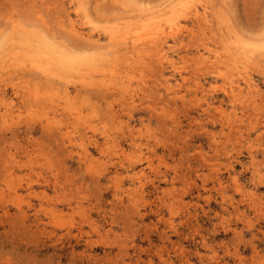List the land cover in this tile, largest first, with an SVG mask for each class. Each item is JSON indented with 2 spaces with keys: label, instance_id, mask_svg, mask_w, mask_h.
Listing matches in <instances>:
<instances>
[{
  "label": "rangeland",
  "instance_id": "obj_1",
  "mask_svg": "<svg viewBox=\"0 0 264 264\" xmlns=\"http://www.w3.org/2000/svg\"><path fill=\"white\" fill-rule=\"evenodd\" d=\"M13 1L0 0V19L3 23L0 22V25L4 28L2 29L0 26V32L1 30L6 31L12 19L13 21H17V19L19 20L20 18L18 22L26 26V22L21 21H27L29 19L27 23H31L35 19H33L35 15L38 16L39 22L35 19L32 26L30 24L28 25L35 31L39 26L36 27L35 24H41L38 30L44 31V34L49 37L47 38L51 40H53V34L59 37L63 35L62 33L66 32V29L55 23L56 18H63L67 12L74 13V8H76V5L70 0ZM46 1L49 2L48 4L50 5H47ZM97 1L98 5L103 2L102 7L104 8L105 14L102 10L100 11L105 15H102L103 19L100 18L101 13L99 14L95 11L97 9L100 10V8L102 9L101 6L96 4ZM100 1L86 0V2L84 1V7L89 19L93 20V22L95 20V23L97 20L98 24H95V26L102 34V43L100 42V44L102 45L106 42L107 45L109 40L103 32L106 28L104 25V27L101 26L102 24H99L100 22L105 24L104 20H107L108 23L112 24L110 20L113 22L115 21V23L110 26L108 24L109 27L107 28H111V26H115L117 23L115 20V18H117L116 16L120 17L121 15L126 16L123 17L127 18L129 20L128 22H134L139 19L141 15L146 16L148 14V11H146L144 15L142 14L145 6H150L148 9L145 7L146 10H149V8L153 6V10H149L150 13L156 10L159 11V9L164 10L166 5H168V9L165 11H169L173 2L175 1L174 3H176V1L178 2L179 0H170L172 3L169 1L167 4L164 2L165 0H124L126 5L121 4V2V5L119 2H112L113 6L110 4L112 0H106V2L103 0ZM107 1H109V3ZM207 1L208 0H204L203 2L209 6L211 5L210 9H213L209 11L210 13H214L212 15L210 14V18L212 17V19H209L210 21L212 20L210 22L211 28L207 24L208 26H204L198 30L197 25L199 24L196 23L197 25L195 24L194 26L193 21L190 20L187 25H191L190 28H194L195 30L197 36V38H195V40H197L196 43L188 36L189 33H187L183 36L187 41L183 42V44L187 43V45L184 46L181 43L178 47H175L177 51L174 55L180 62L183 61V59H181L183 56H187L188 58V66L183 70L185 76L176 73L170 67L164 70V74H166L165 77L169 74L167 77L172 78L174 83H180V92L177 96H174V94L169 95L168 92L163 89V85H161V81L159 80L160 75H158L159 73L161 74L159 66L155 64L154 67L156 66V68H154L153 64H151L152 60H147V65L145 62L138 64V68L140 69L139 73L144 75L145 81L141 82L140 79L134 80L133 85H135V87L132 86L130 89L136 90L140 94L137 102L134 103L130 100L125 90L128 84H125L126 86L121 84V87L113 89L112 91L106 90V87L100 85H97V88H93L94 86H91L92 88L89 86L85 88L83 84L81 86V79L87 81L90 79L89 81L93 82V79L96 78L97 81L98 79L101 81V79L110 78L112 74L110 71L113 69L110 67L114 66L112 64L115 59L109 62V67L107 64V66L103 63L102 65L100 63L101 61L97 60L95 62L97 65H94L95 67L93 68L91 67L93 70L87 69L86 71L85 69V72L83 69L79 70V72L82 71V73L80 72L81 74L89 73L91 76H94L95 78L93 79L91 76H89V78L88 75L85 74L76 75L78 74L76 71L74 74L72 73L73 75L69 73L70 77H68L70 81H68V78H65L67 81L65 79H61L63 81L59 79V81L52 78L54 84H51V78L49 80L36 73L33 75V72H27L25 75L21 74L19 79L17 78L14 82V85L12 82H10V84L0 83L3 87L2 89L0 86L2 90L0 91V95H4L6 92V98L8 99L3 100L6 102V105L3 103L2 99H0V108H2L4 112L8 109V113L11 111L12 114L8 116L9 120L7 125H9L10 128H8L7 125L4 124L3 119L0 118V203L3 199L2 206L0 205V264H264V114L260 115L262 112L264 113V110L262 111V109H264V51L262 53L260 48L264 45V36L261 37L264 35V0H211L212 2L209 0L210 3H207ZM50 2H53V4L51 5ZM132 2H134V4L135 2L142 3H137L141 5V7L138 5L137 8H135ZM213 2H216V4L218 3L217 6L220 8L218 9ZM89 4H91L89 8H93V11L98 13V16H96L97 13L95 14L89 9L91 11L89 12L91 14L93 13L92 16H96L93 19L91 18L92 16L88 14L87 7L90 6ZM115 4L116 7L120 6V8H122V6H124L127 7V9L123 8L124 11L123 14H121L122 11L114 7ZM34 5H38L36 6L38 7L36 8L38 9L36 12L34 11L36 10L34 9ZM92 5L96 8L98 6L99 8L96 9L92 7ZM47 6L49 7L47 8ZM113 8L114 10L116 9L115 12H118L117 10L121 12L119 14L115 13ZM134 8L136 11H139L135 13ZM125 10H127V12H125ZM32 11H34L35 14ZM124 12L127 15L124 14ZM128 12H132V15L129 13V16ZM8 13L13 16L10 14V16H7ZM41 13L45 19L46 17H51L46 20H49L48 22L50 23L52 33L49 30V26H46L49 25L48 23L46 25L40 23L39 17ZM110 13L111 16H108ZM113 13L117 15L114 16ZM217 13L221 15L218 16ZM56 14L57 16L54 20L53 16ZM28 15L30 18L32 17L33 20L26 17ZM7 17L11 18L9 19ZM105 17H108L109 20L104 19ZM112 18H114V20ZM124 18L122 19L121 17L122 21H127V19ZM5 19L11 22L8 20L5 22ZM219 19H222L221 23L223 24L221 29L222 33L220 32V34H223L222 38L221 35L218 36V31H220L218 27H221V23L219 22V26L215 27ZM223 20L231 23L230 25H232L233 31L230 25H228V22L226 23L224 21V23ZM122 21L120 20V23ZM52 24H56L57 26ZM30 26H27V29L33 31ZM45 26L48 30L43 28ZM55 26L59 27L56 30L58 33L61 32V34L59 33L60 35L57 34L56 30L55 32L52 31L55 29ZM61 28L63 31H59V29L62 30ZM204 28L206 32H204ZM9 29L10 27L7 29V32ZM200 30H202V33ZM225 30L228 32L231 30L237 37H234L232 32L229 34ZM211 32L217 35L214 36ZM203 33L207 34L204 35ZM236 33L240 35L239 38ZM57 36L55 37L57 42H61L58 44L64 45L65 42V48L68 47L69 49L70 47V50H76L74 47H78L79 49L80 44H83V47H87L91 43L85 41L86 44L83 40L77 39L79 45L76 46L72 43L74 39L76 40L75 37H72L74 39L70 41L71 38L69 39V37L71 36L66 34L65 36L59 37L58 41ZM66 36L69 37L66 38ZM215 37H220L222 40ZM224 37L227 39H225L226 41ZM61 38H64L63 41ZM231 38L233 42L236 39L239 43L240 40L237 39H242L241 45H248L247 49H245L246 53L244 49L238 48V46L234 44L236 41L231 45V42H229ZM249 38L254 42L257 41L260 43H255L256 45L254 46L256 47L258 45L257 48L252 46L254 43H252ZM206 39L208 41H206ZM209 39H213L214 41L212 40V42L214 43ZM79 40L82 42L79 43ZM220 40L222 44L223 42L225 44L229 43L232 46L230 47L232 48L231 50L235 47L236 49L233 50L234 53L231 52L230 48L229 51L228 48L226 50V48H224L226 45H222ZM244 40L245 42H243ZM67 41L68 43L66 44ZM76 41L74 44H77ZM199 42H204L207 49L212 45L213 49L210 48L211 46L209 47L210 49H208L209 51L211 50L210 52L203 49L205 46L200 47L202 51L206 52L207 56L209 54L213 56V54L217 53L221 58H226L225 63L229 60L227 61V65L230 67L225 68V66L222 65V67L218 68L213 63L209 65L210 62H207L208 64L206 63L205 65L206 69L202 67V70H198L197 64L193 63L194 61L190 59L193 55H196V48L197 45L200 44ZM216 43L218 44L216 45ZM180 46H182V48H180ZM249 46L253 47L258 60L263 59L262 61H258L256 56L253 57V50ZM71 47H73V49ZM221 49H224V51ZM241 49L244 53L241 52ZM78 51H80V49ZM225 51L231 53V55H228L232 58L233 56L235 58L237 57V60L244 58L246 60L245 63L244 59L241 61L242 63L240 61H234L225 54ZM258 51L261 53L260 56ZM239 53L247 56L250 54V57H248L251 58V60L245 56H237L236 54ZM188 54L192 55L190 56ZM227 56L230 59H227ZM239 56H241V59ZM106 57L108 58V56ZM110 58L113 57H109L108 60H110ZM124 58L125 57L122 59L120 58L122 62L119 60L120 64L123 65L118 64V68H116L118 72L125 74V70H127V73L137 75L136 71H134L136 68L134 61L131 62ZM221 58L220 60H223ZM254 58L256 59L254 60ZM102 60H104V62L108 61L105 58ZM115 61L116 63L114 64L117 66V60ZM249 61L252 62L250 63ZM190 62L193 65L190 64ZM232 62L233 64L231 65L230 63ZM242 64L244 67H242ZM245 64H248L246 65L247 67ZM249 64L255 67H250ZM100 65H102V67ZM181 65H184V62H182ZM191 65L195 70H193ZM96 66L101 73L97 72L93 74L94 69L96 70ZM103 67L105 70L107 67L111 70L108 71L107 69V71H105ZM239 67L241 70L238 69ZM257 69L261 70L259 71ZM229 70L232 71L230 72ZM60 71L62 70H59V72ZM200 71L205 73L200 74ZM220 71H222L224 76L219 73ZM238 72L243 74V77L250 74L251 78H253L255 83L259 86L258 91H251L246 88V78L243 79L242 75ZM62 73L64 74L63 71ZM236 73H238L237 76L240 77L241 75V77L236 78L232 76V74L235 76ZM157 75L158 77H156ZM218 75H222V77ZM63 76H65V74ZM226 76L231 79H226ZM112 77L116 78L111 75V79H113ZM74 78H76L74 82H71ZM197 79H201L204 84L203 89L198 90L196 86ZM55 80L57 81L55 82ZM31 81L33 83H31ZM37 82L38 84H36ZM49 82L51 86L53 85L54 87L55 85L54 88L56 91H54L53 87H50ZM63 82H65L66 88L64 87L63 90H61L57 85L60 83L64 85ZM66 82H69V85H71L67 87L68 84ZM43 83L44 85L47 84L45 88ZM158 83H160V85ZM238 83H241L242 86L237 91L235 89L239 88ZM3 84H5L6 87ZM16 84H18V86L13 87ZM220 84H222L223 87L225 86L224 89L227 90V93ZM28 86L29 89L43 94L41 96L42 98H40L42 100V107L37 104L40 99H33V97L30 96L26 98L24 95L25 91L28 90ZM17 88L21 89L16 92L15 90ZM67 88L72 92L70 97L74 100L72 99V101H70L69 98L67 103L65 99H63L65 101L60 99V103H57L58 100L56 98H58V96H55L54 93L64 95V91ZM57 90H59V92ZM105 91H108V94ZM42 92L45 94L48 92V96L44 95ZM82 92H86L85 94L88 93L89 96L87 94V97ZM123 93H125L124 96ZM73 95H75V97H73ZM77 95H80V98ZM81 95L85 96L83 97ZM125 95L127 98H125ZM163 95L166 96V98H163L167 100L162 98ZM189 95H191L192 98ZM178 96L179 98H177ZM21 97H23L25 101ZM30 98L31 102L34 101L33 103L30 102ZM124 98L125 102L123 101ZM161 99L163 101H161ZM249 100H251V102H249ZM170 101L172 103H170ZM173 101L174 103L176 102L174 104L175 107L173 106L174 108L170 105H173ZM44 102L46 105L50 104L51 107H48L49 105L45 107ZM109 103L110 105L113 103V105L109 106ZM197 103L198 107L196 108L195 106H197ZM210 103L212 104L211 106H209ZM31 104L33 107H36L34 111L31 110ZM61 104L66 107L64 108ZM166 104L168 105L166 106ZM214 104L217 105L214 106ZM70 105L73 108H69ZM57 106L59 109H57ZM217 106L223 107L227 114L225 113L226 115L224 116L221 115L219 111L215 109ZM107 107L110 108L107 109ZM244 108L246 110L248 108V110L246 111ZM62 109L64 111L66 110V113ZM161 109L162 111H159ZM165 109H167L169 113L168 111L166 112ZM67 110L71 113L69 114V118L65 116L68 114ZM70 110H74L73 112L76 111L75 115ZM251 111L257 113L254 112L255 114H253ZM35 112H38L36 114H39L40 118L38 115L37 119L35 118L36 114H32ZM43 112L44 115L42 116ZM77 112L78 115L79 113L81 114V118L78 117ZM98 112H100L101 115ZM162 112L165 117H162ZM112 113L115 114L112 115ZM257 114H259L262 119H257ZM228 115L231 116L229 117ZM87 116V124L85 122V124L82 123L86 121ZM248 116L251 117L249 118ZM66 117L71 121L67 122L68 120H66ZM177 117L181 120L176 119ZM231 117L235 119L234 121L236 123L230 119ZM239 117L242 118L239 119ZM76 118L79 119L78 122L81 123V126L84 127L85 125L86 134L90 133L88 136L82 134L83 132L80 131L83 127L79 124V126H76L75 122L72 121V119L77 121ZM112 118L113 122L111 120ZM51 120H53L55 126L53 122H50ZM227 120L229 123L228 125L226 124ZM45 121L50 125L46 127L47 124ZM90 121L93 123L91 124ZM165 121L167 122L165 123ZM180 121L181 123H179ZM232 121L234 125L236 124L235 126ZM171 122H173V124ZM69 123H71V125ZM106 124H108L110 130L107 129ZM86 125H88V127L90 126L92 130ZM1 126H4V128ZM48 127L51 128L48 129ZM65 127L70 129H66ZM78 127H81V129ZM233 127L235 128L232 129ZM58 130L63 132V138L61 135L62 132L59 133ZM76 130L78 132H76ZM226 130L230 132L233 130L234 134ZM109 131L111 133H109ZM175 131L178 133V136ZM66 132H71V135L73 137L75 136L74 143L71 144L65 139L67 138V136H65ZM226 132L227 135L225 134ZM81 134L85 135L86 138L84 137L85 139H83ZM228 134H233V137L237 135L240 140H238L239 143L237 139V142L235 140L232 141L233 137L228 136ZM224 136L228 137L225 139ZM80 137L82 140H80ZM234 138H236V136ZM234 143L236 144L234 145ZM81 144L82 146H80ZM121 146L125 147L127 150L126 155H120ZM230 146L234 149H231ZM220 147H222L221 151L219 150ZM86 149H88L87 157L85 154ZM224 149H226V151ZM235 149L238 150L235 151ZM229 150L233 151L231 152ZM229 152L230 154H228ZM202 156L206 158L203 159ZM211 157L212 160L210 159ZM209 159L211 160L210 162ZM133 161L135 162L133 163ZM229 161H231V164ZM7 165L9 169L6 167ZM85 166L87 168H85ZM254 168L260 171V173L262 172L263 175L259 173V176H254ZM88 170H90L91 173ZM93 170L96 174L93 173ZM142 170L146 175L142 179H137L139 176L137 177L136 175H141L140 173ZM13 184L17 186V189ZM133 187L137 189H133ZM174 188L178 190L175 189L176 191H174ZM182 188L186 191H183ZM9 189L12 191L11 193H14V196L9 192ZM179 189H181L182 192ZM172 190L176 197L171 194ZM5 191L10 194H7ZM177 194L181 196H177ZM3 195L4 197L2 198ZM6 195L9 198V200H7L8 202H6ZM8 195H12L13 197H9ZM16 196H18V201H16ZM21 198L23 199L21 200ZM174 198H177L175 201L178 202L179 206L177 203H174ZM20 200L21 202L19 203ZM230 201L231 204H229ZM172 205L175 206V208ZM176 205L179 208H176ZM170 207L174 208V210H171ZM24 212L27 217H24ZM234 213H236L237 216ZM248 217H250V223H248Z\"/></svg>",
  "mask_w": 264,
  "mask_h": 264
},
{
  "label": "bare ground",
  "instance_id": "obj_2",
  "mask_svg": "<svg viewBox=\"0 0 264 264\" xmlns=\"http://www.w3.org/2000/svg\"><path fill=\"white\" fill-rule=\"evenodd\" d=\"M13 1V0H12ZM19 1H21V0H19ZM50 1V0H49ZM70 1H72V3L73 4H75L76 5V8H74L75 9V12L74 13H72V12H67V10H66V12L68 13H66V15L62 18V17H60V19L58 20L57 18H56V21H55V23H57V25L58 26H60V27H62V28H64V29H66L65 31V33H62L63 35L62 36H65L66 34L67 35H69V36H71V37H69V39L71 38V40L70 41H73L72 39H74V38H72V37H75L76 38V40L77 39H80V40H83V42H85V41H87V43L89 42H91L87 47L85 46V47H83V44H80V46H79V49H80V51H78L79 49H78V47H74L73 45H79L78 44V40L76 41L75 39H74V42H72L73 43V45H71V46H73L76 50H70V47H69V49H68V47L67 48H65L66 46H65V42H64V45H59L58 43H61L60 41H59V37H62V36H57V35H55V34H53L54 35V37H53V40H51V39H48L49 37L47 36V35H45L44 34V31H41V30H38L39 29V26H41V24H35L36 25V27L38 26V29L36 28V30L34 31V29L31 27L32 26V23L35 21V19H37L38 20V16H35L34 14H35V12L38 10V9H36V8H38V7H36V6H38V5H34V9H36V10H34V9H32V10H34V11H32V12H34V17H33V19H32V17L30 18L29 17V15L28 16H26V17H28V18H30V19H32L33 20V22H31V23H27V21L29 22V19L27 20V21H21V22H26L25 24H26V26H24L23 24H20L18 21H20V18H19V20L17 19V21H13V19H12V22L10 21V20H8V21H10L11 22V24H9L8 26L10 27V29H9V31L7 32V29L9 28H7L6 29V31L4 30V31H2L1 30V34H0V83L2 84V83H7V84H10V82H12L13 83V85L15 84L14 82L16 81V79L18 78L19 79V77H20V75L21 74H23V75H25V74H27V72H33L32 74L34 75V73H36V74H38V75H40V76H42V77H44V78H47V79H49L50 80V78H51V84H54V81L52 82V78H54V79H57V80H61V79H65V78H68V81H70V76H69V73H70V75L73 73L74 74V72H76V73H78V74H76V75H84L85 73V69H86V71H87V69H92L93 67H95L94 65H97V64H95V62L97 61V60H100L101 62V64L103 63V64H105V66H107L108 64H109V62L111 61V60H113V59H115V60H117V66H115V64L114 63H116V61L114 60L113 62V64L112 65H114V66H112V67H110V68H113L111 71L108 69V67H109V65H108V67H107V69H108V71H110V73H112L111 75L112 76H114V77H116V78H113V79H111V75H110V78H108V79H105L104 78V80H102L101 78V81L98 79V81L96 80V79H93V78H95L94 76H91L89 73L88 74H85V75H88V77L89 76H91V78L95 81H93V82H90L89 80L90 79H88V81L87 80H85V79H81L80 81H81V86H82V84L85 86V88L87 87V86H89V87H91V86H94L93 88H97V85L99 86H104V87H106V90H113V89H118L119 87H121L122 85H125V84H128L127 85V87L125 88V90H126V92H127V94H128V96L130 97V100H132V102L134 103V102H137V99H138V97H140V94L138 93V91H136V90H132V89H130V88H132V86L133 87H135V85H133V83H134V80H136V79H140L141 80V82H144L145 81V78H144V75H142V73H139V71H140V69L138 68V64L140 63H144L145 62V64L147 65V60H152L151 61V64H153V67H154V65L156 64L157 66H159V69H160V72H161V74L159 73V72H157V73H159L158 75H160V78H159V80L161 81V85H163V89L166 91V92H168V94L169 95H171V94H174V96H177L178 94H179V92H180V90H179V85H180V83L179 82H177V83H174L173 82V79L172 78H170V77H167V76H169V74L165 77V75L166 74H164V70L167 68V67H170V68H172L176 73H180V75H184L183 74V70L188 66L187 65V62H188V58H187V56H183L181 59H183V61L182 62H184V65H181L182 64V62H180L176 57H175V55H174V53L177 51L176 49H175V47H178V45L179 44H183V42H185L186 41V38H183V36L185 35V34H187V33H189V37L190 38H192L193 39V41L196 43V41L197 40H195V38H197V36H196V34H195V30H194V28H190V26H188L187 24H188V22L190 21V20H192L193 21V25L195 26V24L196 23H198L199 25H197L198 27H197V29L199 30L200 28H203L204 26H210V22L212 21H210L209 19H212V17L210 18V14L212 15V14H214V13H210V11L209 10H212L213 8H211L210 9V6L208 5V4H204L205 2H203L204 0H179L178 2L176 1V3H174L173 2V4H174V6H173V4H172V7L170 8V10L169 11H165L166 9H168V5H166L165 7L166 8H164V10H161V9H159V11L158 10H156V11H153L152 13H150L149 12V10L150 11H152L153 9V6H152V8H149V10H146V9H148V7H150V6H148V7H146L145 6V4H144V6L146 7V9H145V7H144V11H143V15L146 13V11H148V14L145 16H140L139 17V19H137L136 21H134V22H128L129 20L127 19V18H124V17H126V16H122L121 14H123V8H126L127 9V7H124V6H122V8H120V6H117L116 7V4L114 5V7H116V8H119L120 10H117L118 12H115V10H114V8H113V10H114V12L115 13H120L121 12V16L120 17H118V16H116V15H114V13H113V15L114 16H116L117 18H115V20L117 21V23L115 24V26H111V28H107V27H109L110 25H112L113 23H115V21L113 22L112 20H110L111 22H112V24H110V23H108L107 22V20H104L105 21V24H103L102 22H100L99 24H102L101 26H105V28L106 29H104L103 30V32L105 33V36H106V38H108V40H109V42H108V44L106 45V42L105 43H103L102 45L100 44V42H101V36H102V34L97 30L98 28L95 26V24H98L97 23V20H96V23H95V20H94V22H93V20H91V19H89V17H88V15L86 14V12H85V7H84V4H85V2H86V0H70ZM85 1V2H84ZM100 1V0H99ZM102 1V0H101ZM100 1V2H101ZM103 1H105L106 2V0H103ZM111 1V0H110ZM133 1V0H132ZM170 0H165L164 2H166V4H167V2H169ZM211 1V0H210ZM214 1V0H213ZM220 1V0H219ZM14 2V1H13ZM13 2H12V4H13ZM47 2V1H46ZM91 2V1H90ZM96 2V1H95ZM99 2V3H100ZM108 3H109V1H107ZM112 2H114V3H117V2H119V4H120V2H121V4H124V5H126L125 4V1L124 0H112L111 1V3L110 4H112ZM171 3H172V1H170ZM209 2V0L207 1V3ZM212 2V1H211ZM217 2V1H216ZM216 2L214 3V4H216ZM15 3H17V2H15ZM19 3V2H18ZM35 3V2H34ZM45 3V2H44ZM49 2H47V5H50V4H48ZM51 3V2H50ZM56 3V2H55ZM64 3V2H63ZM103 3V2H102ZM102 3H100L99 5H98V1H97V5L98 6H101L102 7ZM133 4H134V2H132ZM137 3H139V4H142V3H140V2H135V8H137V6L139 5V4H137ZM210 3V2H209ZM223 3V2H222ZM53 4V2L51 3V5ZM71 4V3H70ZM95 4V3H94ZM95 4V5H96ZM118 4V5H119ZM120 4V5H121ZM137 4V5H136ZM169 4V3H168ZM218 4V3H217ZM217 4L215 5V6H217ZM46 5V4H45ZM45 5H42V6H45ZM90 6H86L87 8H88V14H89V16H92L93 15V13H101L100 11L102 10V12H104V8L102 7V9L100 8V10L99 9H97V8H99L98 6H97V8L95 7V6H93L92 5V7H95L97 10H95V11H97V12H95V11H93V8L91 9V8H89V7H91V4H89ZM162 5H163V3H162ZM220 5V4H219ZM33 6V5H32ZM112 6H113V4H112ZM158 6V5H157ZM213 6V5H212ZM223 6V5H222ZM41 7V6H40ZM39 7V8H40ZM49 6H47V8H48ZM132 7V6H131ZM139 7H141V5H139ZM32 8V7H31ZM64 8H66V7H64ZM134 8V9H135ZM160 8V7H159ZM214 8H216V7H214ZM217 8L219 9L220 7H218L217 6ZM216 8V9H217ZM41 9V8H40ZM68 9V8H67ZM71 9V8H70ZM70 9H69V11H70ZM92 10V14L90 13L91 11L90 10ZM131 9V8H130ZM139 9V8H138ZM152 9V10H151ZM43 10H44V8H43ZM99 10V11H98ZM132 10V9H131ZM155 10V9H154ZM221 10H224V9H221ZM15 11V10H14ZM40 11V10H39ZM38 11V12H39ZM90 11V12H89ZM129 11V10H128ZM139 11V10H138ZM138 11H136V9H135V13L136 12H138ZM41 12V11H40ZM39 12V13H40ZM113 12V11H112ZM125 12H127V10H125ZM124 12V14H126ZM215 12H217V11H215ZM225 12H227V11H225ZM11 13V12H10ZM10 13H8V15L7 16H10L11 14ZM45 13V12H44ZM98 13L96 14V16H98ZM130 12H128V15L130 16V14L132 13H130ZM150 13V14H149ZM219 13V12H218ZM217 13V15L218 16H220L221 14H218ZM10 14V15H9ZM47 14V13H46ZM46 14H45V16H46ZM58 14H60V13H58ZM65 14V13H64ZM91 14V15H90ZM104 14H105V12H104ZM228 14V13H227ZM31 15V14H30ZM40 15V14H39ZM103 13H101L100 14V18H102L103 16H105V15H103ZM107 15V14H106ZM112 15V16H113ZM127 15V14H126ZM132 15V14H131ZM217 15H215L216 17H218ZM3 16V15H2ZM11 16H13V15H11ZM15 16V15H14ZM17 16H18V14H17ZM22 16V15H21ZM32 16V15H31ZM48 16V15H47ZM53 16V15H52ZM57 16V14L56 15H54L53 17H54V20H55V17ZM95 16V17H96ZM108 16H111V13L108 15ZM128 16V17H129ZM139 16V15H138ZM215 16H213V17H215ZM20 17V16H19ZM25 17V18H26ZM37 17V18H36ZM95 17H91L92 19L93 18H95ZM121 17H122V19L124 18V19H127V21H125V20H123L122 21V19H121ZM2 18V17H1ZM7 18H9V17H7ZM11 18V17H10ZM9 18V19H10ZM18 18V17H17ZM40 18V23H42V24H44V25H46L47 23L49 24V25H46L47 27L49 26V30H50V32H51V29H50V23L48 22L49 20H46L48 17H46V19L44 18V16H43V14L41 13V16L39 17ZM51 17H49L48 19H50ZM221 18H224V17H221ZM226 18V17H225ZM22 19H24V18H22ZM53 19V18H52ZM103 19V18H102ZM101 19V20H102ZM104 19H108V17H105ZM113 20H114V18H112ZM131 19H132V17H131ZM214 19V18H213ZM217 19V18H216ZM231 19V18H230ZM6 19H5V22L7 21ZM100 20V21H101ZM109 20V19H108ZM120 20L122 21L121 23H120ZM215 20V19H214ZM3 21V20H2ZM99 21V20H98ZM103 21V20H102ZM109 21V22H110ZM225 20H223V22H224ZM0 22H1V19H0ZM9 22V23H10ZM37 22H39V20L37 21ZM219 22L221 23L222 22V19H219V21H218V23H217V25H215V27L216 26H219L218 24H219ZM226 22V21H225ZM224 22V23H225ZM228 22V25H230L231 23H229V21H227ZM226 22V23H227ZM2 23V22H1ZM213 23V22H212ZM3 24V23H2ZM5 24V23H4ZM8 24V23H7ZM6 24V25H7ZM28 24H30V25H28ZM108 24H109V26H108ZM208 24V25H207ZM52 25H56V24H52ZM56 25V26H57ZM222 23H221V27H218L219 29H220V31H218L219 32V34H218V36L219 35H221V38L223 37L222 35L223 34H220V32L222 31L221 29H222ZM226 25V24H225ZM1 26V25H0ZM27 26H30L32 29H33V31L31 30V31H29L28 29H27ZM43 27V28H45V29H47V27ZM55 26V29L54 28H52V29H54V30H52V31H54L55 32V30L56 29H58L59 27H56ZM103 26V27H104ZM232 25H230V27H231ZM29 27V28H30ZM54 27V26H53ZM226 27H227V25H226ZM1 28L2 29H4L2 26H1ZM61 28V29H62ZM210 28H211V26H210ZM228 28V27H227ZM40 29H41V27H40ZM219 29H217V30H219ZM44 30V29H43ZM48 30V29H47ZM100 30V29H99ZM203 30V29H202ZM202 30H200L201 31V33H202ZM204 30H205V28H204ZM203 30V31H204ZM231 30L233 31V29H232V27H231ZM231 30H229V32L227 31V30H225V31H227L229 34H230V32H232ZM57 31V30H56ZM59 31H63V29L62 30H60L59 29ZM204 32H206V30L204 31ZM214 32H216V31H214ZM49 33V32H48ZM52 33V32H51ZM51 33H49L50 35H52ZM60 34H61V32H59ZM58 33V31H57V34L58 35H60ZM212 33V35H214L213 34V32H211ZM222 33V32H221ZM233 33V32H232ZM204 34V33H203ZM207 33H205L204 35H206ZM226 34V33H225ZM234 34V33H233ZM237 34V33H236ZM52 35V36H53ZM217 35V34H216ZM216 35H214V36H216ZM238 35V34H237ZM58 37V41L59 42H57V39L55 38V37ZM199 36V35H198ZM213 36V37H214ZM236 35L234 34V37H235ZM264 35H262L261 37H263ZM48 37V38H47ZM67 36H66V38H68ZM200 37V36H199ZM226 37V36H225ZM224 37V40L227 38H225ZM237 37V36H236ZM240 37V35H238V38ZM206 38V37H205ZM204 38V39H205ZM215 38H217V37H215ZM218 38H220V37H218ZM217 38V39H218ZM220 38V39H221ZM257 38V37H256ZM259 38V37H258ZM264 38V37H263ZM64 39V38H63ZM63 39L61 38V40L63 41ZM191 39V40H192ZM199 39V38H198ZM214 39V38H213ZM212 39V40H213ZM79 40V41H80ZM202 40V39H201ZM210 40V39H209ZM212 40H210L211 42H212ZM222 40V39H221ZM221 40H220V42H221ZM227 40V39H226ZM225 40V41H226ZM237 40H240V43L239 42H237L236 41V39H235V41H236V43H234L233 42V40H232V38H231V41H229V42H231V45H232V43H234V44H236L237 46H238V48H242V49H244V52H245V49H247V46L246 45H241V40L242 39H237ZM249 40H251L250 38H249ZM261 40H262V38H261ZM65 41V40H64ZM75 41L77 42V44H74L75 43ZM206 41H208L207 39H206ZM214 41V40H213ZM252 41V40H251ZM251 41H250V43H251ZM82 41H80L79 43H81ZM187 42V41H186ZM191 42V41H190ZM202 42V41H201ZM228 42V41H227ZM226 42V43H227ZM243 42H245V40L243 41ZM257 42V41H256ZM256 42H254V41H252V43H254V44H252V46H254V45H256V44H260V43H256ZM68 43V41L66 42V44ZM86 43V42H85ZM86 43V44H87ZM102 43V42H101ZM192 43V42H191ZM200 43V42H199ZM212 43H214V42H212ZM219 43V42H218ZM218 43H216V45L218 44ZM239 43V44H238ZM256 43V44H255ZM262 43V42H261ZM85 44V45H86ZM221 44H222V42H221ZM223 44L224 45H226V46H228V47H226V46H224V48H226V50H227V48H228V51H229V48L230 47H232L229 43L228 44H225L224 42H223ZM222 44V45H223ZM233 44V45H234ZM246 44V43H245ZM184 46L185 45H187V43L186 44H183ZM192 45V44H191ZM209 45V44H208ZM215 45V44H214ZM216 45H215V48H216ZM251 45V44H250ZM64 46V47H63ZM68 46V45H67ZM82 46V47H81ZM204 47L205 46V48H203V49H206V50H208V49H210V48H212L213 49V47H212V45H210L209 47H208V49H207V47H206V45H205V43L203 42V43H200V44H198L197 45V52H196V55L194 56L193 55V57L190 59V60H193L194 62L193 63H196L197 64V68H198V70H202V67L203 68H205L206 66V63L207 62H210L209 63V65H211V63H213L214 65H216L218 68H220V67H222V65H224L225 66V68L226 67H230V66H228L227 65V61H229V60H227L226 61V63H225V60H226V58H221L220 57V55L219 54H217V53H215V54H213V56H210V54L207 56L206 55V52L205 51H202L201 50V48L200 47ZM73 47H71L72 49H73ZM186 47H188V46H186ZM191 47V46H190ZM194 47V46H193ZM249 47H251V46H249ZM255 47V46H254ZM258 47V45L255 47V48H257ZM180 48H182V46H180ZM252 48V50H253V47H251ZM261 51H262V53H263V51H264V45H262L261 47ZM186 49V48H185ZM217 49V48H216ZM218 49H220V48H218ZM232 48H230V50H231ZM236 48L235 47H233V50H235ZM241 49V50H242ZM221 50H223L224 51V49H221ZM233 50H231V52H233ZM240 50V51H241ZM209 51V50H208ZM211 51V50H210ZM209 51V52H210ZM214 51H215V49H214ZM217 51V50H216ZM220 51V50H219ZM218 51V52H219ZM238 51V50H237ZM239 51V52H240ZM249 51V50H248ZM89 52H90V54H89ZM242 53H244L243 52V50L241 51ZM186 53V52H185ZM234 53V52H233ZM238 53V52H237ZM246 53V52H245ZM254 53V54H253ZM258 53H259V56L261 55V53L258 51ZM87 54V55H86ZM89 54V55H88ZM223 54V53H222ZM225 54H229V55H231V53H227L226 51H225ZM249 54V53H248ZM256 54V52L253 50V52H252V55H253V57H255L256 56V58H257V54ZM182 55V54H181ZM188 55H192V54H188ZM228 55V56H229ZM237 56L238 55H241V56H245L246 58H249L250 56V54L247 56V55H243V54H236ZM106 56H108V58L109 57H113V58H110V60H108V58L106 57ZM189 56V57H190ZM228 56H227V59H230V58H228ZM233 56V55H232ZM241 56H239V58L241 59ZM123 57H125L124 59H126V60H128V61H131V62H133L134 61V63H135V65H136V68L134 69V71H136V73H137V75H135V74H130V73H127V70H125L126 71V73L125 74H123L122 72L120 73V72H118V70L116 69V68H118V64L119 65H123V64H120V58L122 59ZM224 57H225V55H224ZM229 57H231V56H229ZM107 59L108 61H106V62H104V60H102V59ZM220 58L221 59H223V60H220ZM232 58V57H231ZM237 58V57H236ZM234 56H233V60L234 61H242L243 59H241V60H237ZM256 58H254V60L256 59ZM250 60H251V58H249ZM120 60V61H119ZM125 60V61H126ZM233 60H231V61H233ZM254 60H253V62H254ZM257 60H258V58H257ZM256 60V61H257ZM260 60V59H259ZM258 60V61H259ZM263 60V59H262ZM262 60H260V61H262ZM103 61V62H102ZM222 61V62H221ZM230 61V62H231ZM245 59H244V63H245ZM108 62V63H107ZM119 62V63H118ZM122 62V61H121ZM250 62V61H249ZM252 62V61H251ZM250 62V63H251ZM126 63V62H125ZM124 63V64H125ZM242 63V62H241ZM243 63V64H244ZM255 63V62H254ZM102 64V65H103ZM107 64V65H106ZM111 64V63H110ZM190 64H192L191 62H190ZM196 64H195V66H196ZM208 64V63H207ZM220 64V65H219ZM231 65L233 64V62L232 63H230ZM229 64V65H230ZM240 64V63H239ZM242 64V65H243ZM258 64L260 65V63L258 62ZM102 65H100L101 67H102ZM145 65V66H146ZM193 65V64H192ZM191 65V66H192ZM202 65H204V66H202ZM246 65H248V64H245V66ZM250 65V67H255L254 65L253 66H251V64H249ZM262 65V64H261ZM134 66V65H133ZM223 66V67H224ZM264 66V65H263ZM92 67V68H91ZM100 67V68H101ZM193 67V66H192ZM208 67V66H207ZM242 67H244V65L242 66ZM247 67V66H246ZM154 68H156V66L154 67ZM196 68V69H197ZM234 68V67H233ZM233 68H231V69H233ZM258 68H262V67H258ZM84 70V74H81L82 73V71H80L79 72V70ZM103 69H104V67H103ZM107 69L105 70V71H107ZM124 69V68H123ZM206 69V68H205ZM208 69V68H207ZM211 69V68H210ZM239 70H241V68L239 67L238 68ZM249 69V68H248ZM59 70H62L63 72H64V74H65V76H63L64 74L62 73V71H60L59 72ZM93 70V69H92ZM98 70V71H97ZM119 70H120V68H119ZM191 70V69H190ZM193 70H195L194 69V67H193ZM235 70V69H234ZM238 70V71H239ZM246 70V69H245ZM250 70V69H249ZM257 70H259V69H257ZM261 70V69H260ZM259 70V71H260ZM96 71V72H95ZM104 71V72H105ZM129 71V70H128ZM153 71H154V69H153ZM211 71V70H210ZM230 71V70H229ZM232 71V70H231ZM230 71V72H231ZM237 71V70H236ZM247 71V70H246ZM245 71V72H246ZM256 71V70H255ZM254 71V72H255ZM258 71V72H259ZM97 72H99V69L97 68V66H96V70L94 69V71H93V74H95V73H97ZM196 72V71H195ZM252 72V71H251ZM87 73V72H86ZM99 73H101V72H99ZM147 73V72H146ZM205 72H201L200 71V74H204ZM219 73H221L222 74V71H220ZM225 73V72H224ZM234 73V72H233ZM239 73V72H238ZM238 73H236V75L234 76V74H232V76L233 77H238V78H240L241 77V75H242V78L244 79V78H246V81H245V84H246V88H248V89H250L251 91H258V89H259V86H258V84H256L255 83V81L253 80V78H251V76H250V74L249 75H247V76H244L243 77V74H241V73H239V74H241L240 75V77L239 76H237L238 75ZM243 73V72H242ZM249 73V72H248ZM72 74V75H73ZM139 74H140V77H139ZM145 74V73H144ZM208 74V73H207ZM214 74V73H213ZM216 74V73H215ZM247 74V73H246ZM67 75V76H66ZM109 75V74H108ZM107 75V76H108ZM158 75L156 76V77H158ZM187 75V74H186ZM217 75V74H216ZM223 75V74H222ZM222 75H218V76H221L222 77ZM36 76V75H35ZM69 76V77H68ZM185 76V75H184ZM188 76V75H187ZM224 76V75H223ZM227 76H229V75H227ZM226 76V79L227 78H229V77H227ZM25 77V76H24ZM33 77V76H32ZM37 77V76H36ZM76 77V76H75ZM85 77V76H84ZM98 77H100V76H98ZM25 78H27V77H25ZM71 78H73V77H71ZM79 78V77H78ZM80 78H81V76H80ZM79 78V79H80ZM90 78V77H89ZM150 78V77H149ZM185 78H187V77H185ZM41 79V78H40ZM53 79V80H54ZM76 78H74L73 79V81H71V82H74V80H75ZM192 79H194V78H192ZM229 79H231V78H229ZM38 80V79H37ZM44 80V79H43ZM42 80V81H43ZM57 80H55V82L57 81ZM59 80V81H60ZM66 81H67V79H65ZM64 80V81H65ZM72 80V79H71ZM78 80V79H77ZM76 80V81H77ZM138 80H137V82H138ZM186 80V79H185ZM184 80V81H185ZM195 80V79H194ZM194 80H193V82H194ZM45 81V80H44ZM61 81H63V80H61ZM101 83H100V82ZM154 81V80H153ZM228 81H230V80H228ZM50 82H49V85H50V87H53V85L51 86V84H50ZM98 82V83H97ZM128 82V83H127ZM233 82V81H232ZM17 83V82H16ZM31 83H33L32 81H31ZM64 83V85H65V82H63ZM68 85H67V87L68 86H70L69 85V82H66ZM218 83V82H217ZM230 83V82H229ZM237 83V82H236ZM0 84V86L2 87V85ZM5 84H3L4 86H5ZM25 84H26V82H25ZM36 84H38V82L36 83ZM122 84V85H121ZM154 84V83H153ZM159 85H160V83H158ZM20 85V84H19ZM40 85V84H39ZM39 85H37V86H39ZM43 85H44V83H43ZM47 85V84H46ZM46 85H44V88H45V86ZM64 85H62V83H60V84H58L57 85V87L59 86V88L61 89V90H63V88L65 87L66 88V85L64 86ZM215 85H216V83H215ZM227 85V84H226ZM231 85V84H230ZM12 86V85H11ZM18 86V84H16L15 86H13V87H17ZM63 86V87H62ZM80 86V87H81ZM126 86V85H125ZM137 86V85H136ZM156 86V85H155ZM197 87H198V90L199 89H203L204 88V84L202 83V81H201V79H197V85H196ZM209 86V85H208ZM214 86V85H213ZM212 86V87H213ZM220 86H222V88L224 89L225 88V86L223 87V85L222 84H220ZM235 86H236V84H235ZM242 86V84L241 83H238V89L236 88L235 90H239L240 89V87ZM6 87V86H5ZM4 87V88H5ZM21 87V86H20ZM54 87H55V85H54ZM53 87V88H54ZM88 87V88H89ZM160 87V86H159ZM195 87V86H194ZM193 87V88H194ZM218 87V86H217ZM231 87V86H230ZM22 88V87H21ZM21 88H17L15 91L17 92V90H19V89H21ZM83 88V87H82ZM92 88V87H91ZM99 88V87H98ZM191 88V87H190ZM222 88H221V90H222ZM2 89H3V87H2ZM137 89V88H136ZM149 89H151V88H149ZM209 89V88H208ZM24 90V89H23ZM22 90V91H23ZM100 90H101V87H100ZM102 90H104V89H102ZM191 90V89H190ZM189 90V91H190ZM210 90V89H209ZM0 91H2L1 89H0ZM5 91V90H4ZM54 91H56L55 90V88H54ZM58 92H59V90H57ZM124 91V90H123ZM224 91H226V93H227V90L226 89H224ZM262 91V90H261ZM24 92V91H23ZM65 94L64 95H61V94H58V93H54L55 94V96H58V98H56L57 100H58V102H57V100H56V102L57 103H60L59 101H60V99H65L66 101H67V103H68V99L70 100V101H72V97H70L71 96V94H72V92L71 91H69V88H67L65 91ZM106 92V91H105ZM108 92V91H107ZM106 92V93H107ZM118 92V91H117ZM184 92V91H183ZM196 92H197V90H196ZM2 93H4V92H2ZM42 93H44V92H42ZM83 93V92H82ZM81 93V94H82ZM86 93V92H85ZM85 93H83V94H85ZM158 93V92H157ZM88 94V93H87ZM87 94H85L86 96H87ZM108 94V93H107ZM124 94L125 93H123V96H124ZM168 94H167V96H168ZM204 94V93H203ZM238 94V93H237ZM236 94V95H237ZM2 95V96H1ZM0 96L2 97H0V99H2V101L4 100V99H6V100H8L7 98H6V92H5V94L3 95V94H1ZM23 95V94H22ZM24 95L26 96V98H27V96H30V97H33V99H40V98H42L41 96L43 95V94H41V92L39 93L38 91L36 92V91H34V90H32V89H29V86H28V90L27 91H25V93H24ZM44 95H47L48 96V92H46V94L44 93ZM84 95V96H85ZM165 95V94H164ZM162 96V98L163 97H165L166 98V96ZM46 96V97H47ZM77 96H79V98H80V95H77ZM81 96H83V95H81ZM83 96V97H84ZM88 96H89V94H88ZM87 96V97H88ZM153 96V95H152ZM189 96H191V95H189ZM254 96V95H253ZM259 96V95H258ZM24 97V96H23ZM23 97H21L22 99H23ZM50 97V96H49ZM52 97V96H51ZM73 97H75V95H73ZM118 97V96H117ZM122 98V97H121ZM125 98H127L126 97V95H125ZM125 98H124V102H125ZM165 98H163L164 100H167V99H165ZM177 98H179V96L177 97ZM191 98H192V96H191ZM24 99H25V97H24ZM23 99V100H24ZM82 99V98H81ZM85 99V98H84ZM129 99V98H128ZM174 99V98H173ZM172 99V100H173ZM182 99V98H181ZM197 99V98H196ZM195 99V100H196ZM220 99V98H219ZM250 99V98H249ZM27 100V99H26ZM45 100H46V98H45ZM48 100H49V98H48ZM65 100H63V101H65ZM74 100V99H73ZM129 100V101H130ZM141 100V99H140ZM189 100V99H188ZM194 100V101H195ZM251 100H252V98H251ZM251 100H249V102H251ZM25 101V100H24ZM33 101V100H32ZM41 99L39 100V102H37V100H36V102H37V104H39V106L40 107H42L41 106ZM50 101V100H49ZM48 101V102H49ZM69 101V102H70ZM161 101H163L162 99H161ZM175 101V100H174ZM174 101H173V105L172 104H170L172 107L174 106V104L176 103H174ZM201 101V100H200ZM254 101V100H253ZM263 101V100H262ZM30 102H31V98H30ZM34 102V101H33ZM33 102H31V103H33ZM90 102V101H89ZM120 102V101H119ZM145 102V101H144ZM190 102V101H189ZM195 102H197V101H195ZM228 102V101H227ZM3 103L6 105V102L5 101H3ZM27 103V102H26ZM45 103V102H44ZM51 103V102H50ZM86 103V102H85ZM161 103V102H160ZM163 103V102H162ZM170 103H172L171 101H170ZM181 103H184V102H181ZM28 104V103H27ZM65 104V103H64ZM71 104V103H70ZM112 105H113V103H111ZM125 104V103H124ZM185 104V103H184ZM183 104V105H184ZM187 104V103H186ZM192 104V103H191ZM44 105V104H43ZM49 105V106H48ZM61 105H63V104H61ZM87 105V104H86ZM112 105H110V103H109V106H112ZM133 105V104H132ZM168 104H166V106H167ZM182 105V106H183ZM212 104L210 103L209 104V106H211ZM217 105V104H216ZM215 104H214V106H216ZM262 105V104H261ZM29 106V105H28ZM37 106V105H36ZM46 106H48V107H51L50 106V104H47L46 105V103H45V107ZM54 106H55V104H54ZM58 106H60V105H58ZM57 106V107H58ZM64 106V105H63ZM68 106H69V104H68ZM136 106V105H135ZM185 106V105H184ZM195 106V105H194ZM35 107V106H34ZM33 106H32V104H31V110H35L36 109V107L34 108ZM60 107H62V106H60ZM66 106H64V108H65ZM91 107V106H90ZM95 107V106H94ZM93 107V108H94ZM133 107V106H132ZM169 107V106H168ZM175 107V106H174ZM173 107V108H174ZM179 107V106H178ZM191 107V106H190ZM196 108L198 107V103H197V106H195ZM255 107V106H254ZM257 107V106H256ZM259 107V106H258ZM32 108H34V109H32ZM69 108H73V107H71V105H70V107ZM110 108V107H109ZM108 107H107V109H109ZM186 108V107H185ZM193 108V107H192ZM246 108V107H245ZM244 108V109H245ZM249 108V107H248ZM248 108H247V110H248ZM57 109H59V107L57 108ZM76 109V108H75ZM78 109V108H77ZM169 109V108H168ZM179 109V108H178ZM193 109H195V108H193ZM216 110H218L219 111V113L221 114V115H226L227 113H226V111H225V109L223 108V107H216L215 108ZM253 109V108H252ZM37 110H38V108H37ZM55 110V109H54ZM53 110V111H54ZM63 110V109H62ZM91 110H92V108H91ZM97 110V109H96ZM95 110V111H96ZM174 110V109H173ZM173 110H172V112H173ZM216 110H214V111H216ZM246 110V109H245ZM244 110V111H245ZM246 110V111H247ZM255 110H256V108H255ZM264 109H262V111H263ZM46 111V110H45ZM44 111V112H45ZM53 111H51V112H53ZM64 111V110H63ZM66 111V110H65ZM64 111V112H65ZM71 112H73L74 110H70ZM78 111V110H77ZM98 111V110H97ZM159 111H162V109L161 110H159ZM164 111V110H163ZM165 111L167 112L168 110L167 109H165ZM164 111V112H165ZM197 111H199V110H197ZM207 111V110H206ZM230 111V110H229ZM4 111H3V109L2 108H0V118L1 119H3V121H4V124H6L7 125V123H8V116L9 115H12L11 114V111H10V113H8V109H6L5 110V112L3 113ZM40 112V111H39ZM44 112L42 113V116L44 115ZM62 112V111H61ZM63 112V113H64ZM67 112H68V110H67ZM79 112V111H78ZM78 112H77V115H78ZM112 112H113V110H112ZM201 112V111H200ZM213 112V111H212ZM211 112V113H212ZM235 112V111H234ZM252 112V111H251ZM255 111H253L252 113L253 114H255V113H257V112H255ZM261 112V111H260ZM36 113H38V112H35V113H32V114H36ZM66 113V112H65ZM74 113V115H75V113H76V111L75 112H73ZM72 113V114H73ZM98 113H100V112H98ZM109 113V112H108ZM155 113V112H154ZM168 113H169V111H168ZM174 113H176V112H174ZM226 113V114H225ZM250 113V112H249ZM51 114V113H50ZM69 114H71L70 112H68V114L67 115H65V116H68V118H69ZM82 114H83V112H82ZM91 114V113H90ZM115 114V113H114ZM113 113H112V115H114ZM164 113L162 112V114L161 115H163ZM177 114H178V112H177ZM213 114V113H212ZM246 114V113H245ZM260 114V113H259ZM259 114H257L258 116V118L257 119H262V117H260L259 116ZM264 113L262 112V114H260V115H263ZM37 115H38V117H39V114H36V117L35 116H33V117H35L36 119H37ZM94 115H97V114H94ZM100 115H101V113H100ZM166 115H167V113H166ZM206 115V114H205ZM51 116V115H50ZM72 116V115H71ZM92 116V115H91ZM98 116V115H97ZM129 116V115H128ZM172 116H174V115H172ZM177 116V115H176ZM229 116V115H228ZM231 116V115H230ZM229 116V117H230ZM255 116V115H254ZM62 117V116H61ZM78 117L79 118H81L82 116H81V114L79 113V115H78ZM114 117V116H113ZM162 117H165V115H163ZM175 117V116H174ZM173 117V118H174ZM212 117V116H211ZM218 117V116H217ZM229 117H227V118H229ZM238 117V116H237ZM244 117V116H243ZM249 117V116H248ZM251 117V116H250ZM249 117V118H250ZM260 117V118H259ZM40 118V117H39ZM67 117H66V120H68L67 122H69V121H71V120H69ZM72 118V117H71ZM83 118H84V116H83ZM220 118V117H219ZM240 118H242V117H239V119ZM248 118V119H249ZM46 119V118H45ZM58 119V118H57ZM73 119H74V117H73ZM72 119V121L73 122H75V124H76V126H79L81 123L80 122H78L79 121V119H77V121H74ZM85 119H86V117H85ZM91 119V118H90ZM175 119V118H174ZM176 119H179V120H181L180 118H176ZM203 119V118H202ZM208 119V118H207ZM230 119H232L233 121L235 120L234 118H230ZM239 119H237V120H239ZM256 119V118H255ZM264 119V118H263ZM35 120V119H34ZM47 120V119H46ZM84 120V119H83ZM112 120V122H113V118L111 119ZM164 120V119H163ZM167 120V119H166ZM250 120H252V119H250ZM38 121V120H37ZM82 121V120H81ZM87 121H88V116H87V119H86V121H83L82 123H86L87 124ZM168 121V120H167ZM167 121H165V123L167 122ZM233 121H232V123H233ZM255 121V120H254ZM257 121V120H256ZM48 122V121H47ZM50 122H53V120H51ZM76 122H78V123H76ZM230 122V121H229ZM235 122V121H234ZM253 122V121H252ZM252 122H250V123H252ZM263 122V121H262ZM45 123H46V121H45ZM49 123V122H48ZM57 123V122H56ZM61 123V122H60ZM84 123V124H85ZM90 123L92 124L93 122L92 121H90ZM144 123V122H143ZM172 124H173V122H171ZM179 123H181V121L179 122ZM236 123V122H235ZM47 124V123H46ZM45 124V125H46ZM70 125H71V123H69ZM73 124V123H72ZM75 124H74V126H75ZM79 124V125H78ZM83 124V125H84ZM227 125L229 124L228 123V120H227V123H226ZM230 124H231V122H230ZM241 124V123H240ZM259 124V123H258ZM5 125V126H6ZM50 124H47L46 125V127L47 126H49ZM53 125H54V122H53ZM52 125V126H53ZM65 125V124H64ZM107 126V129H109L110 130V128H108V124H106ZM198 125H199V123H198ZM233 125H234V123H233ZM232 125V126H233ZM236 125V124H235ZM234 125V126H235ZM253 125V124H252ZM256 125H257V123H256ZM255 125V126H256ZM55 126V125H54ZM57 126H58V123H57ZM81 126V125H80ZM87 127H88V125H86ZM101 126H104V125H101ZM231 126V125H230ZM230 126H228V127H230ZM2 128H4V126H1ZM7 127L8 128H10L9 127V125H7ZM59 127H60V125H59ZM81 127H83V126H81ZM81 127H78V128H80L81 129ZM84 127H85V125H84ZM83 127V128H84ZM86 127V128H87ZM90 127V126H89ZM88 127V128H89ZM95 127V126H94ZM97 127V126H96ZM113 127V126H112ZM136 127V126H135ZM141 127V126H140ZM174 127V126H173ZM51 128V127H50ZM49 127H48V129H50ZM55 128V127H54ZM58 128V127H57ZM66 128V127H65ZM68 128V127H67ZM66 128V129H67ZM75 128H77V127H75ZM83 128L80 130V131H82L83 133L82 134H86V132H85V128H84V130H83ZM87 128V129H88ZM91 128V127H90ZM119 128V127H118ZM235 127H233L232 129H234ZM5 129H7V128H5ZM59 129V128H58ZM68 129H70V128H68ZM72 129V128H71ZM106 129V130H107ZM114 129V128H113ZM117 129V128H116ZM138 129V128H137ZM145 129V128H144ZM78 130V129H77ZM76 130V132H78ZM91 130H92V128H91ZM166 130V129H165ZM170 130V129H169ZM231 130V129H230ZM59 131V130H58ZM72 131H73V129H72ZM179 131V130H178ZM177 131V132H178ZM207 131V130H206ZM227 131V130H226ZM62 132V131H61ZM60 131H59V133H61ZM64 132H65V130H64ZM85 132V133H84ZM143 132V131H142ZM168 132V131H167ZM171 132V131H170ZM216 132V131H215ZM221 132H222V130H221ZM225 132V131H224ZM227 132H229V133H231V132H233V130L230 132V131H227ZM227 132L225 133L226 135H227ZM95 133V132H94ZM97 133V132H96ZM109 133H111L110 131H109ZM145 133V132H144ZM149 133V132H148ZM174 133V132H173ZM175 133H176V131H175ZM214 133V132H213ZM237 133V132H236ZM246 133V132H245ZM244 133V134H245ZM81 134V135H82ZM90 133H88V134H86L87 136L89 135ZM91 134H92V132H91ZM233 134H234V132H233ZM233 134L232 135H229L228 134V136H232L233 137ZM62 138H63V132H62ZM75 135V134H74ZM79 135H80V133H79ZM134 135V134H133ZM176 135L178 136V133H176ZM181 135V134H180ZM207 135H209V134H207ZM211 135V134H210ZM246 135H247V133H246ZM261 135V134H260ZM65 136H67V138H65V139H67L68 140V142H70L71 144L72 143H74V141H75V136L73 137L72 135H71V132H66V134H65ZM131 136V135H130ZM228 136H224L225 137V139H226V137H228ZM236 136V138H234ZM233 138H232V141L233 140H235L236 141V139H237V141L239 140L238 139V137H237V135H235ZM85 137V135H82V138L83 139H85L84 138ZM94 137V136H93ZM243 137V136H242ZM245 137H247V136H245ZM252 137V136H251ZM82 138L80 137V140H82ZM90 138V137H89ZM245 139V138H244ZM260 139H261V137H260ZM218 140V139H217ZM224 140V139H223ZM231 140V139H230ZM86 141V140H85ZM222 143H224L222 140H220ZM219 141V142H220ZM231 141V142H232ZM234 141V142H235ZM236 141V142H237ZM240 141V140H239ZM239 141H238V143H239ZM65 142V141H64ZM68 142H66V143H68ZM220 142V143H221ZM69 143V144H70ZM215 143V142H214ZM219 143V144H220ZM249 143V142H248ZM76 144H78V143H76ZM216 144V143H215ZM236 143H234V145H235ZM109 145H111V144H109ZM113 145V144H112ZM217 145V144H216ZM224 145V144H223ZM234 145H233V147H234ZM80 146H82V144L80 145ZM99 146H100V144H99ZM125 146V145H124ZM84 147V146H83ZM215 147V146H214ZM232 146H230V148H231ZM221 148L222 147H220V151H221ZM228 148V147H227ZM229 148V149H230ZM235 148H237V147H235ZM70 149H72V148H70ZM118 149V148H117ZM231 149H234V148H231ZM88 149H86L85 150V154H86V157L88 156V151H87ZM108 150V149H107ZM225 151H226V149H224ZM238 149H235V151H237ZM106 151V150H105ZM119 151V150H118ZM224 151V152H225ZM228 151V150H227ZM229 151H231V150H229ZM233 151V150H232ZM231 151V152H232ZM102 152V151H101ZM104 152V151H103ZM242 153V152H241ZM107 154V153H106ZM114 154V153H113ZM116 154V153H115ZM127 154V150L125 149V147H122L121 146V149H120V155H126ZM225 154H227V153H225ZM228 154H230V152L228 153ZM236 154V153H235ZM144 155H146V154H144ZM151 155V154H150ZM112 156V155H111ZM227 156V155H226ZM90 157H92V156H90ZM89 157V158H90ZM113 157V156H112ZM124 157V156H123ZM235 157V156H234ZM93 158V157H92ZM117 158V157H116ZM202 158H203V156H202ZM204 158H206V157H204ZM203 158V159H204ZM95 159V158H94ZM107 159V158H106ZM208 159V158H207ZM206 159V160H207ZM211 160H212V157L210 158ZM209 159V162L211 161ZM232 159V158H231ZM235 159V158H234ZM92 160V159H91ZM114 160V159H113ZM118 160V159H117ZM238 161V160H237ZM102 162H103V160H102ZM135 161H133V163H134ZM230 162V164H231V161H229ZM89 163H91V162H89ZM112 163H113V161H112ZM123 163V162H122ZM204 163V162H203ZM6 164V163H5ZM205 164V163H204ZM252 164H254V163H252ZM87 165H88V163H87ZM102 165H104V164H102ZM101 165V166H102ZM115 165V164H114ZM120 165H121V162H120ZM209 165V164H208ZM210 165H212V164H210ZM89 166V165H88ZM6 167H8V169H9V166L7 165ZM99 167V166H98ZM85 168H87L86 166H85ZM4 169V168H3ZM12 169V168H11ZM10 169V170H11ZM90 169H94V168H90ZM110 169V168H109ZM89 172H90V170H88ZM92 171V170H91ZM136 171H137V169H136ZM118 172V171H117ZM122 172V171H121ZM91 173V172H90ZM93 173H95V171L93 170ZM123 173V172H122ZM259 173H260V171H258V170H256L255 168H254V176H259ZM96 174V173H95ZM100 174V173H99ZM114 174V173H113ZM136 174H138V173H136ZM141 175H136L138 178L137 179H142L146 174H145V172H143V170L141 171V173H140ZM260 174H262V172L260 173ZM98 175V174H97ZM263 175V174H262ZM99 176V175H98ZM134 178V177H133ZM3 179V178H2ZM121 179V178H120ZM234 179H235V177H234ZM143 181V180H142ZM11 182V181H10ZM120 182V181H119ZM255 182V181H254ZM256 183V182H255ZM16 184V183H15ZM15 184H13V186H15ZM141 184V183H140ZM12 186V187H13ZM117 186H118V184H117ZM121 186V185H120ZM17 186H15V188H16ZM14 188V187H13ZM135 187H133V189H134ZM17 189V188H16ZM119 189H120V187H119ZM135 189H137V188H135ZM176 188H174V191H176V190H178V189H176ZM183 189V188H182ZM10 190V189H9ZM8 190V191H9ZM181 192H182V190L181 189H179ZM185 189H183V191H184ZM186 191V190H185ZM249 191V190H248ZM5 192H7V191H5ZM10 193L12 192L11 190L9 191ZM9 192H7V194H10ZM3 193V192H2ZM178 193H180V192H178ZM245 193V192H244ZM6 194V193H5ZM12 195L14 194V193H11ZM171 194H175L174 192H173V190H172V193ZM255 194V193H254ZM12 195H8L9 197H11ZM135 195V194H134ZM172 195V196H173ZM241 195V194H240ZM248 195V194H247ZM14 196V195H13ZM12 196V197H13ZM137 196V195H136ZM170 196V195H169ZM171 196V197H172ZM177 196H181V195H179V194H177ZM245 196V195H244ZM4 197V195L2 196V198ZM6 197H7V195H6ZM21 197V196H20ZM140 197V196H139ZM174 197H176L175 195H174ZM249 197V196H248ZM247 197V198H248ZM16 199L18 198V196H16L15 197ZM178 198V197H177ZM177 198H174V201H175V199H177ZM1 199V198H0ZM15 199V200H16ZM23 198H21V200H22ZM82 199V198H81ZM185 199V198H184ZM242 199H244V198H242ZM250 199H251V197H250ZM258 199H260V198H258ZM257 199V200H258ZM7 200H9V198L7 197L6 198V202H8ZM21 200L19 201V203L21 202ZM83 200V199H82ZM263 200V199H262ZM4 201H5V199H4ZM16 201H18V199L16 200ZM167 201V200H166ZM179 201V200H178ZM133 202V201H132ZM137 202V201H136ZM191 202V201H190ZM249 202H250V200H249ZM3 203V199H2V202L0 203V205ZM174 203H177V205H178V202H174ZM183 203V202H182ZM188 203V202H187ZM252 203V202H251ZM180 204V203H179ZM184 204H185V202H184ZM229 204H231V201H230V203ZM256 204H257V202H256ZM259 204V203H258ZM4 205H5V202H4ZM177 205H176V208H179V207H177ZM249 205V204H248ZM2 206V205H1ZM72 206V205H71ZM173 206V205H172ZM171 206V207H172ZM179 206V205H178ZM180 206H182V205H180ZM184 206V205H183ZM251 206V205H250ZM253 206V205H252ZM8 207V206H7ZM170 207V208H171ZM174 208H175V206H173ZM186 207V206H185ZM4 208V207H3ZM174 208H171V210L173 209L174 210ZM259 208V207H258ZM24 209V208H23ZM180 209H182V208H180ZM253 209H254V207H253ZM264 209V208H263ZM190 210V209H189ZM258 210V209H257ZM25 211V210H24ZM235 211V210H234ZM20 212H22V211H20ZM20 212H19V214H20ZM239 212V211H238ZM239 213H241V212H239ZM257 213V212H256ZM17 214V213H16ZM19 214H18V217H19ZM21 214H23V213H21ZM235 215H236V213H234ZM242 214V213H241ZM259 214V213H258ZM26 215V213L24 212V217H27V216H25ZM175 215V214H174ZM221 216V215H220ZM237 216V215H236ZM16 217V216H15ZM17 217V218H18ZM20 217H21V215H20ZM250 217H248V223H250L251 222V220L249 219ZM25 219V218H24ZM245 219V218H244ZM247 219V218H246ZM243 222V221H242Z\"/></svg>",
  "mask_w": 264,
  "mask_h": 264
}]
</instances>
